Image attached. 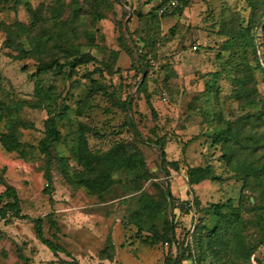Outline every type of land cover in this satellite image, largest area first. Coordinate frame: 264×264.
Segmentation results:
<instances>
[{
	"label": "rangeland",
	"instance_id": "obj_1",
	"mask_svg": "<svg viewBox=\"0 0 264 264\" xmlns=\"http://www.w3.org/2000/svg\"><path fill=\"white\" fill-rule=\"evenodd\" d=\"M166 1L0 0V264H264V0Z\"/></svg>",
	"mask_w": 264,
	"mask_h": 264
},
{
	"label": "trees",
	"instance_id": "obj_2",
	"mask_svg": "<svg viewBox=\"0 0 264 264\" xmlns=\"http://www.w3.org/2000/svg\"><path fill=\"white\" fill-rule=\"evenodd\" d=\"M165 4H163L162 7ZM178 10H180V9H178ZM163 15L167 16V15H171V14L164 13ZM245 31H247V34L249 36V43H244V46H243L244 50L247 51V49L248 50L249 49H253L256 52L255 44H254L253 39H252V29L246 28ZM54 63L58 67H61V65H60V63L58 61L55 60ZM67 65L73 66L74 65V61L67 62ZM50 68H52L51 64L43 66L44 70H48ZM38 92H39L38 94L41 95V91H38ZM45 125H46V130H47L46 133L48 135V138H47L46 141L41 143V147L40 148H41L42 152L47 156V158L50 159V157H51V148L55 145V143H57L60 140V135L58 133V121H57V118L56 117L55 118L54 117L50 118L49 120H47ZM12 136L13 135H11L10 137L12 138ZM5 146L8 148L9 151H13V150L17 149V145L10 146L8 144H5ZM159 147H160L161 151L163 152L162 144H160ZM81 150H82V148H80V147H78V148H76L74 150L76 157L83 158V152ZM113 153H115V151ZM162 157H164V152L162 153ZM250 169H253L254 173L257 172L256 168H254V167H251ZM250 169L247 168V170H250ZM48 173L49 172H47V180L49 181L50 178L48 177ZM194 176H195V174L191 175L192 179L195 180L196 182H198V181H200V180L205 178V176H203V174L198 175L196 179H194L195 178ZM48 193H50L49 190H48ZM3 196H6L10 200V205H9V208H8L10 213L12 212L14 214V216L18 217V218L29 219L28 216H22L21 215L20 202H19L16 190L14 188L8 187L7 191L1 197H3ZM221 209H222L221 206H219V205L216 206L215 207V214L217 216H219L220 218H224V216L221 213ZM51 218H52L51 216L48 217V219H50V220H51ZM34 222H35V231L37 233V237L40 239V241H42V243L45 246H47L51 250V252H53L57 256L59 254L58 248L56 246H54L44 235L43 220L42 219H36ZM50 222H51V224H53V221H50ZM215 229H216V227L214 228V231H215ZM109 243H110V241H109ZM110 248H113L112 244H111ZM180 248H185V250H183V254H182L181 258L179 260H177L174 257H172V258H170L167 261L166 264H175V263L181 264L185 260L183 255H184V252L187 251L186 243H182ZM109 259H112V257L109 256ZM253 262H254V264H257L255 262V260Z\"/></svg>",
	"mask_w": 264,
	"mask_h": 264
},
{
	"label": "built area",
	"instance_id": "obj_3",
	"mask_svg": "<svg viewBox=\"0 0 264 264\" xmlns=\"http://www.w3.org/2000/svg\"><path fill=\"white\" fill-rule=\"evenodd\" d=\"M182 5L179 3L178 0H167L166 4L161 8L160 13H168L172 14L173 12L177 11L178 9H182Z\"/></svg>",
	"mask_w": 264,
	"mask_h": 264
}]
</instances>
